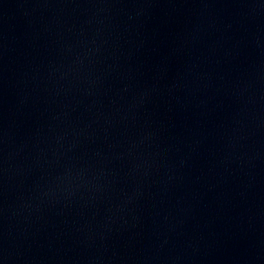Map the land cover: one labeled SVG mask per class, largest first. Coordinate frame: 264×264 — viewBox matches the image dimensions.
I'll return each mask as SVG.
<instances>
[{"label":"water","instance_id":"95a60500","mask_svg":"<svg viewBox=\"0 0 264 264\" xmlns=\"http://www.w3.org/2000/svg\"><path fill=\"white\" fill-rule=\"evenodd\" d=\"M0 264H264V0H0Z\"/></svg>","mask_w":264,"mask_h":264}]
</instances>
